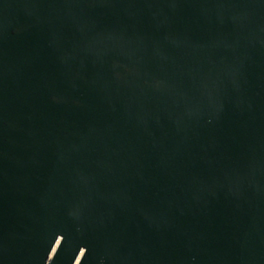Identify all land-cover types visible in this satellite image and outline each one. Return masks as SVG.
I'll return each instance as SVG.
<instances>
[{
  "label": "water",
  "instance_id": "water-1",
  "mask_svg": "<svg viewBox=\"0 0 264 264\" xmlns=\"http://www.w3.org/2000/svg\"><path fill=\"white\" fill-rule=\"evenodd\" d=\"M0 264H264V0H0Z\"/></svg>",
  "mask_w": 264,
  "mask_h": 264
}]
</instances>
